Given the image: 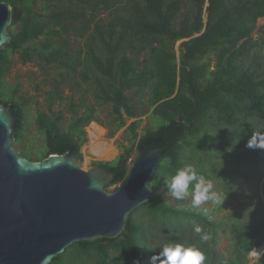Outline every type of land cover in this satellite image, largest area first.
Returning <instances> with one entry per match:
<instances>
[{
	"label": "trees",
	"instance_id": "obj_1",
	"mask_svg": "<svg viewBox=\"0 0 264 264\" xmlns=\"http://www.w3.org/2000/svg\"><path fill=\"white\" fill-rule=\"evenodd\" d=\"M0 1L12 7L10 40L0 49V99L15 111L13 147L30 160L51 153L82 157L85 126L99 121L107 105L114 124L109 134L126 126L128 141L118 145L114 160L92 162L113 174L107 187L126 179L128 160L135 153L134 162L143 145L152 143L163 154L151 182L153 198L132 211L125 231L75 242L50 264H149L169 241L197 245L204 264H247L249 249L264 243V150L246 147L252 133L264 129V38L251 42L264 0H207L205 23L204 0ZM187 37L177 58L174 42ZM13 54L60 76L44 93L47 111L35 114L41 145L26 140L23 102L5 79ZM68 78L81 92L77 98L62 95ZM67 98L65 109L53 108ZM144 105L150 125L138 133ZM186 163L219 185V201L235 199L243 180L261 184L262 199L231 217L213 215L205 203L193 207L191 197L173 203L165 181ZM194 224L210 233L208 242L199 241ZM221 236L229 240L227 257L217 247Z\"/></svg>",
	"mask_w": 264,
	"mask_h": 264
},
{
	"label": "water",
	"instance_id": "obj_2",
	"mask_svg": "<svg viewBox=\"0 0 264 264\" xmlns=\"http://www.w3.org/2000/svg\"><path fill=\"white\" fill-rule=\"evenodd\" d=\"M11 19V5L0 1V49L10 40ZM16 122L14 109L0 99V264H50L75 242L118 237L132 211L152 200L163 155L152 143L110 188L113 174L84 166L76 152L23 156L12 146Z\"/></svg>",
	"mask_w": 264,
	"mask_h": 264
},
{
	"label": "rangeland",
	"instance_id": "obj_3",
	"mask_svg": "<svg viewBox=\"0 0 264 264\" xmlns=\"http://www.w3.org/2000/svg\"><path fill=\"white\" fill-rule=\"evenodd\" d=\"M187 5L186 7H188ZM207 6V0H204V5L202 7L201 12V19L203 23L206 22V12L205 7ZM186 8H182L184 11ZM198 35L194 34L193 36ZM264 16L259 17L256 21L255 27L251 32V38L253 39L251 42H256L259 40L260 36L264 38ZM179 39L174 42L173 48L175 51V55L177 58H179L180 55V43L184 39ZM250 43V42H248ZM213 58V57H212ZM215 60H211V68H214ZM48 73L46 74L35 62H27L22 63L17 54H13V64L12 67L6 76V81L8 85L16 87V96L23 102L24 111L26 114V131H25V138L26 140L31 141L30 143H36L38 145H41V137L37 130V126L34 123L35 114L38 111H47V106L45 103V97L44 93L46 90L50 88V82L53 77H57L60 79V76L58 72L53 71L52 69L48 68ZM74 80L72 78H68L64 81V83L61 84L62 89V95L64 97H69L70 95H73L75 98H77L81 92L78 88L74 87ZM92 94H88L89 100L93 101ZM67 99H64L62 102H56L53 106L55 110L59 109H65V103ZM97 108H99V105H96ZM104 109L103 111L99 112V121L92 120L90 123H88L85 126V131L88 137V140L81 146V153H82V160L84 166H90L93 161H111L114 160L121 152L119 148V144L121 142L128 144V141L124 139V131L126 126L117 128L113 131L112 134L110 133V130L114 128V124H112L111 120L109 119L108 110L109 107L107 105H103ZM145 109V113L140 116L142 119V123L140 127L138 128V133H141L142 129L146 126L150 125L151 118L149 117V114L151 113V110L147 108L145 105L143 106ZM63 115L67 118L69 113L66 111L63 112ZM131 120L128 121V123ZM157 121V119L155 120ZM153 122V121H152ZM98 125L102 129V133L100 134L101 140H104L110 146L113 148V151L110 157L108 158H100L97 155L93 154L90 149V137H89V131L92 129V125ZM23 146V144L21 145ZM17 151L19 149L17 147H14ZM133 158H135V153H132L131 155ZM133 163V162H132ZM213 183L214 190L216 192H219L217 188L219 189V185L217 183ZM250 182L247 181H241L239 186L236 190V198L235 199H220V201L212 202L209 201L205 203V207L207 210H209L213 215L217 216L220 214H224L228 217L236 216L238 213L241 214V211H243L244 208H247V205L257 203L259 200L262 199V192H261V184L260 186H252L249 184ZM110 188H113L112 186ZM220 195V194H219ZM172 200L173 203L181 201V200H175L170 195L168 196ZM185 203H189V201L184 199ZM221 202V207L219 209L214 210L213 205H216L217 203ZM204 205V204H201ZM157 233V232H156ZM264 244V243H263ZM262 244V245H263ZM261 246V245H260ZM217 247L219 250V253L223 254L227 257L230 249H229V240L227 236H221L219 237V240L217 242ZM259 247V246H258ZM257 247H255L256 249ZM249 261L247 264H253L252 257L250 254H248Z\"/></svg>",
	"mask_w": 264,
	"mask_h": 264
},
{
	"label": "clouds",
	"instance_id": "obj_4",
	"mask_svg": "<svg viewBox=\"0 0 264 264\" xmlns=\"http://www.w3.org/2000/svg\"><path fill=\"white\" fill-rule=\"evenodd\" d=\"M246 147L264 150V129L252 133ZM165 184L167 193L175 200L191 197L193 207H199L209 201H219V193L214 190L212 181L198 173L197 169L189 163L177 168L174 174L166 179ZM193 232L199 237L200 242H208L211 239L210 233L206 232L200 224L193 225ZM249 254L253 264H261L264 259V249L250 248ZM205 260L204 253L197 245L169 241L159 249V252L150 257L149 264H204ZM134 264H140V262L137 260Z\"/></svg>",
	"mask_w": 264,
	"mask_h": 264
},
{
	"label": "bare ground",
	"instance_id": "obj_5",
	"mask_svg": "<svg viewBox=\"0 0 264 264\" xmlns=\"http://www.w3.org/2000/svg\"><path fill=\"white\" fill-rule=\"evenodd\" d=\"M101 133L102 129L98 125H92V129L89 131L90 149L91 152L98 157L108 158L111 156V154H113V148L110 146V144L104 140H101Z\"/></svg>",
	"mask_w": 264,
	"mask_h": 264
},
{
	"label": "built area",
	"instance_id": "obj_6",
	"mask_svg": "<svg viewBox=\"0 0 264 264\" xmlns=\"http://www.w3.org/2000/svg\"><path fill=\"white\" fill-rule=\"evenodd\" d=\"M132 159H133V157L131 156V157L129 158V160H128V165H130V164H131V162H132Z\"/></svg>",
	"mask_w": 264,
	"mask_h": 264
}]
</instances>
